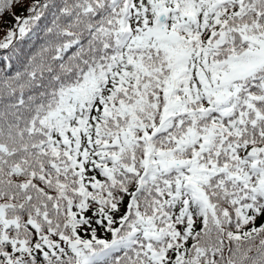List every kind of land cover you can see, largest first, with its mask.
Here are the masks:
<instances>
[{
    "label": "snow or ice",
    "instance_id": "6c2138e0",
    "mask_svg": "<svg viewBox=\"0 0 264 264\" xmlns=\"http://www.w3.org/2000/svg\"><path fill=\"white\" fill-rule=\"evenodd\" d=\"M0 264H264V0H0Z\"/></svg>",
    "mask_w": 264,
    "mask_h": 264
}]
</instances>
